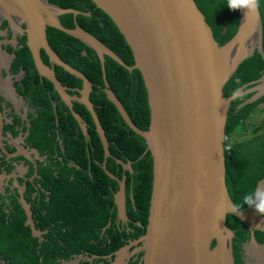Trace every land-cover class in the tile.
<instances>
[{
    "label": "water",
    "instance_id": "95a60500",
    "mask_svg": "<svg viewBox=\"0 0 264 264\" xmlns=\"http://www.w3.org/2000/svg\"><path fill=\"white\" fill-rule=\"evenodd\" d=\"M119 29L130 47L134 66L128 67L112 50L80 25L65 27L60 16H90L75 9H64L49 0H0V26L8 22L25 31L35 67L43 79L51 82L76 120L87 131L72 101L85 105L92 113L96 130L104 146L103 169L116 180L118 217L126 215V177H117L107 169L109 141L94 112L90 93L92 82L70 67L52 49L47 29L52 28L79 39L96 50L102 65L104 92L130 129L146 143L152 160L151 191L145 232L135 242L104 257L110 264H129L142 253L139 264H236L233 250L235 231L227 226V216L239 219L250 232L243 246V264H264V244L256 237L264 232V217L254 209L231 211L232 201L226 183V124L233 100L253 93L239 108L264 97V76L226 97L224 87L240 64L256 50L264 56V29L260 7L244 15L238 11L235 33L223 44L215 38L211 26L194 0H92ZM25 25L26 29H21ZM2 30L0 29V33ZM49 58L45 65L41 52ZM122 68L141 72L147 90L150 123L139 129L128 116L105 76V57ZM54 67L81 80L80 96L70 97L56 79ZM117 162L133 173L132 162ZM264 187V180L260 181ZM21 206L27 215L32 235L39 243L44 231L32 220L26 201ZM133 249V251H131Z\"/></svg>",
    "mask_w": 264,
    "mask_h": 264
},
{
    "label": "trees",
    "instance_id": "16d2710c",
    "mask_svg": "<svg viewBox=\"0 0 264 264\" xmlns=\"http://www.w3.org/2000/svg\"><path fill=\"white\" fill-rule=\"evenodd\" d=\"M194 1L220 44L235 33L239 23L238 11L229 10L225 6V0ZM49 2L64 9L91 13V16L79 15L76 18L72 14H67L60 16V19L67 28H74L75 22L78 23L116 52L127 66H134L132 51L119 29L92 0H49ZM260 10L264 29V0ZM47 37L49 44L63 62L81 71L94 85L95 95L91 100L96 101L100 106L97 107L100 121L111 142L110 147L114 157L125 163L132 162L134 174L128 171L126 173L128 189L134 198L129 202L128 217L131 220L137 219L141 227L131 225V228L137 230L136 236H141L145 232L144 227L147 223L152 178V160L148 152L145 154V140L128 127L116 106L107 99L103 90L102 67L96 51L79 39L56 29L49 28ZM84 51L88 54L85 55ZM46 58L44 56L45 62H47ZM105 69L110 88L133 123L139 129L147 130L150 123V109L141 72L138 69L128 71L113 62L111 58L106 59ZM57 71H61L65 77V81L61 80L63 85L82 88V81L71 77L62 69ZM263 76L264 56L256 50L253 55L243 60L226 83L224 94L228 98L241 87L248 88L251 82ZM50 90L51 96L55 97L56 94L51 87ZM252 96L253 93H250L233 100L227 118L225 145H230V149L226 152V183L234 204H241L243 195L264 180V121L254 128L250 139L242 141L232 139L233 133L239 127L247 131L246 121L264 106V97H262L239 108L240 104ZM75 110L81 114L87 113L89 116L88 121L92 126L89 149L85 134L80 131L78 122L70 114L66 117L61 113L60 124L56 125L54 123L56 117L52 109L48 115L52 119L51 124L49 122L47 127L38 129L35 135V139L40 142L43 149L49 147L51 153L58 152L59 156L64 157L62 162L52 159L53 163L57 162L59 166L65 168L60 171V182L52 191L50 201L43 200L45 198L43 196L41 206L44 209L35 210L40 221L37 227L47 228L49 233L45 235V241L40 245L38 239L31 236L29 227L24 226L26 218L21 214L22 208L18 207L16 210L19 215L10 222H0V264H58L62 260L68 261L71 255L81 251H88L97 257H107L127 244V231L115 227L117 212L114 201L105 199L113 198L119 185L100 167L104 161V149L88 110L83 105H75ZM58 129L61 131H57ZM71 161L79 166L67 170V163ZM115 161L109 159L108 169L122 177ZM120 169L122 170V167ZM250 210L252 209L247 206L242 209V211ZM57 218H62V223L53 229L52 222H56ZM110 222L112 225L108 228ZM59 223L60 221L57 224ZM226 224L235 231L233 241L235 263L243 264V246L250 241V232L232 215L227 216ZM105 228L107 229L103 232ZM256 237L264 244V232L257 231Z\"/></svg>",
    "mask_w": 264,
    "mask_h": 264
},
{
    "label": "flooded vegetation",
    "instance_id": "af4514ba",
    "mask_svg": "<svg viewBox=\"0 0 264 264\" xmlns=\"http://www.w3.org/2000/svg\"><path fill=\"white\" fill-rule=\"evenodd\" d=\"M23 28L26 29V26L22 25L21 29ZM0 29L2 30L0 33V222H10V220L19 215L16 209L18 207L22 208L20 201L24 200L30 205L32 210V220L37 227L40 221L38 219V213L35 212V210L41 208L40 200H42L43 196H45L43 199L45 201L50 199L52 191L59 185L60 171L64 169L65 166H59L57 162L53 163L52 159H58L57 161L62 162L64 157L62 155L59 156L60 154L58 152L51 153L49 147L43 149L40 146V142L35 139V135H37L38 129L47 127L49 122L51 124L52 119L48 116L51 109L56 117V122L54 121L56 125L60 124L61 113L66 117L70 114L76 122L79 121L75 119L68 104L54 92V85L46 79H43L38 73L34 64L32 50L28 45L29 39L27 33L25 31L21 32L19 29H14L8 22L5 26V21L2 22ZM84 54L87 55L88 53L84 51ZM41 55L45 65L51 68L46 53L42 51ZM44 56L47 57V62H45ZM106 59L107 58L105 57V60ZM57 69L60 68L54 67L56 79L62 84L61 80L65 81V77L61 71L58 72ZM50 87L56 94L55 97L51 96ZM63 87L68 91L70 96L73 97L78 96V91L84 89V83L81 89L72 88L68 85H63ZM104 89L105 82L103 90ZM93 95H95L94 85L92 92L90 93V99ZM72 105L73 111L76 112L75 105L82 106L83 104L78 101H72ZM92 105L94 112L100 121V114L97 109V107L99 108L100 106L96 101H92ZM263 107L264 106L261 107L262 110H260V112L263 111L264 113ZM85 108L88 110L86 106ZM88 113L96 129L93 115L89 111ZM79 114L83 122L86 124L87 129L90 130L92 126L90 121H88V114ZM57 131L60 132L61 130L58 129ZM54 148H57V146H54ZM109 159L115 161L117 158L113 155V157ZM115 163L117 164V170L122 173L123 176H126L125 173L128 169H125L116 161ZM103 164L104 163L102 162L100 167H102ZM108 165L109 160H107V166ZM78 166L71 161L67 163L68 168L66 169L68 170L72 167ZM121 167L122 170L120 169ZM130 192L129 189L126 192L127 219H120L117 216V220H115L116 228H123L122 231H127V244L135 242L136 239L139 238V236H136L137 230L131 228V225L141 227L136 218L131 220L128 217L129 202L133 200ZM129 193L130 195H128ZM22 210L21 214L26 218L24 226L29 227L31 236L34 237L30 225H27L28 221L26 212L23 208ZM60 219L62 218H57L56 223ZM52 223L54 229L57 225H60L62 221H60L59 224ZM37 228L44 231L43 241L42 243H39L41 245L44 243L45 235L49 233V229ZM106 229H104L103 232H105ZM55 235L57 236L56 233ZM241 253L240 250V258ZM111 255L112 254L109 256ZM141 255L140 252L133 256L130 264L134 263L132 261L139 263L138 261H140ZM245 255L246 253L243 251L242 258H244ZM104 263L110 264L108 259L105 260L104 257H97L88 251H81L78 254L71 255L68 261L62 260L58 264Z\"/></svg>",
    "mask_w": 264,
    "mask_h": 264
},
{
    "label": "clouds",
    "instance_id": "9594fccd",
    "mask_svg": "<svg viewBox=\"0 0 264 264\" xmlns=\"http://www.w3.org/2000/svg\"><path fill=\"white\" fill-rule=\"evenodd\" d=\"M261 3H262V0H225V6L229 9V10H242L243 12H244V15H246L248 12H255L260 6H261ZM100 9V8H99ZM76 10V9H75ZM80 11V10H79ZM83 12V11H82ZM90 14V16H91V13H89ZM76 18V17H75ZM61 20V19H60ZM76 24H78V23H76L75 22V25ZM79 25V24H78ZM82 27V26H81ZM72 29V28H71ZM48 30V29H47ZM86 30V29H85ZM90 33V32H89ZM93 35V34H92ZM96 37V36H95ZM48 38V37H47ZM97 38V37H96ZM105 45V44H104ZM88 46V45H87ZM106 46V45H105ZM107 47V46H106ZM91 48V47H90ZM93 49V48H92ZM110 49V48H109ZM95 50V49H94ZM110 50H112V49H110ZM96 51V50H95ZM112 52H114L113 50H112ZM116 55H117V53L116 52H114ZM96 54H97V52H96ZM98 55V54H97ZM118 56V55H117ZM99 57V56H98ZM119 57V56H118ZM106 58H110V57H108V56H106ZM120 58V57H119ZM112 59V58H111ZM113 60V59H112ZM122 60V59H121ZM114 62H115V60H114ZM105 63H106V60H105ZM105 63H104V67H105ZM56 74V73H55ZM85 75V74H84ZM86 76V75H85ZM105 76H106V69H105ZM106 80H107V78H106ZM48 81V80H47ZM62 85V84H61ZM62 87H63V85H62ZM113 91V90H112ZM54 92L60 97V95L58 94V92L56 91V90H54ZM114 92V91H113ZM66 93H67V95H69L70 96V94L68 93V91L66 90ZM78 96H80V95H78ZM71 97V96H70ZM74 97V96H73ZM62 99V98H61ZM108 99V98H107ZM91 100V99H90ZM91 102H92V100H91ZM111 102V101H110ZM112 103V102H111ZM113 104V103H112ZM75 112V111H74ZM119 112V111H118ZM128 114V113H127ZM121 115V114H120ZM129 116V115H128ZM122 117V116H121ZM131 119V118H130ZM124 120V119H123ZM100 123H101V121H100ZM126 123V122H125ZM78 124H79V127H80V131H82V132H84V134H85V137H86V141H87V143H88V149H89V144H90V142H91V140H92V137H91V133H90V130L89 129H87V131L85 132V130L82 128V126H81V124L78 122ZM127 124V123H126ZM101 126H102V123H101ZM129 127V126H128ZM102 128L104 129V127L102 126ZM132 130V129H131ZM95 131L97 132V130L95 129ZM104 131H105V134H106V130L104 129ZM97 134H98V136H99V133L97 132ZM106 137H107V139H108V136H107V134H106ZM99 138H100V136H99ZM100 140H101V138H100ZM226 140H227V137H226ZM108 141H109V139H108ZM102 142V141H101ZM113 142H115V141H113ZM226 142V141H225ZM110 144H111V142L109 141V149H110V156H107V160H109V158H112L113 157V154H112V151H111V147H110ZM102 145H103V143H102ZM103 149H104V146H103ZM104 156H105V151H104ZM105 160H106V156L104 157V161H103V163H105ZM117 160H120V159H116V162H117ZM124 162V161H123ZM119 164V163H118ZM103 166V165H102ZM103 168V167H102ZM107 169H108V166H107ZM104 170V169H103ZM109 170V169H108ZM105 171V170H104ZM110 171V170H109ZM111 172V171H110ZM128 172L130 173V171L128 170ZM106 173V172H105ZM113 173V172H112ZM127 173V172H126ZM126 173H125V175H126ZM114 175H116L115 173H113ZM130 174H134V170H133V173H130ZM106 175H107V173H106ZM108 176V175H107ZM117 177H119L118 175H116ZM127 176V175H126ZM125 176V177H126ZM109 177V176H108ZM122 177H123V174H122ZM122 177H119V178H122ZM127 178V177H126ZM112 179V178H111ZM112 180H114V179H112ZM116 181V180H115ZM127 181H128V178H127ZM127 181L125 182V188H126V192H127V190H128V184H127ZM118 183V182H117ZM118 185H119V183H118ZM119 190H120V185H119V187H118V189H117V191L115 192V194H114V196H113V198H105L106 200H113L114 201V204H115V207H116V212H117V216H118V205L116 204V195L118 194V192H119ZM132 197H133V195H132ZM48 198H49V196H48ZM50 199H51V197H50ZM50 199H48V200H46V202H48V201H50ZM133 200H134V198H133ZM132 200V201H133ZM41 201L42 200H40V207L41 208H43L42 206H41ZM244 206H247V208H249V209H254L257 213H259L262 217H264V187H262V186H260L259 184H257L251 191H249V192H247V193H245L244 195H243V197H242V200H241V204H234L233 206H232V209H231V211H233V212H239V211H241L243 208H244ZM44 209V208H43ZM126 215H127V203H126ZM148 215V214H147ZM120 219H121V217H119ZM116 220H117V217H116ZM126 220V219H125ZM59 221H62V219H60V220H58L57 221V223L59 222ZM227 222V221H226ZM56 222H54V224H55ZM56 223V224H57ZM111 225H112V222H110L109 224H108V228H110L111 227ZM145 228V227H144ZM106 229V228H105ZM121 230H123V228L121 229ZM144 234V233H143ZM140 237V236H139ZM36 238V237H35ZM129 244V243H128ZM128 244H126L125 246H127ZM124 246V247H125ZM123 247V248H124ZM122 249V248H121ZM120 249V250H121ZM131 251H132V249H131ZM118 252V251H117ZM115 254V253H114ZM114 254H112V255H114ZM142 254V253H141ZM142 256V255H141ZM108 257V256H107ZM131 260H132V258H131ZM131 260H130V262H131ZM141 260V259H140ZM132 262H134V263H136V261H132ZM138 262H140V261H138ZM130 264V263H129ZM137 264H139V263H137Z\"/></svg>",
    "mask_w": 264,
    "mask_h": 264
},
{
    "label": "rangeland",
    "instance_id": "374dc122",
    "mask_svg": "<svg viewBox=\"0 0 264 264\" xmlns=\"http://www.w3.org/2000/svg\"><path fill=\"white\" fill-rule=\"evenodd\" d=\"M264 121V113L263 111L254 112L251 117L246 121L247 122V131H245L242 127H239L232 135V139L242 141L250 139L251 132L254 128L258 127Z\"/></svg>",
    "mask_w": 264,
    "mask_h": 264
},
{
    "label": "built area",
    "instance_id": "2783aa9c",
    "mask_svg": "<svg viewBox=\"0 0 264 264\" xmlns=\"http://www.w3.org/2000/svg\"><path fill=\"white\" fill-rule=\"evenodd\" d=\"M224 147H225V153H226V152H229L230 145H225Z\"/></svg>",
    "mask_w": 264,
    "mask_h": 264
}]
</instances>
